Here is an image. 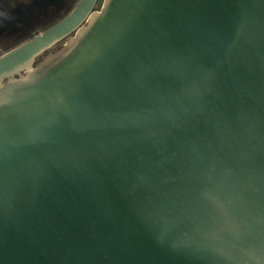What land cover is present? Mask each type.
Returning <instances> with one entry per match:
<instances>
[{
    "label": "water",
    "instance_id": "1",
    "mask_svg": "<svg viewBox=\"0 0 264 264\" xmlns=\"http://www.w3.org/2000/svg\"><path fill=\"white\" fill-rule=\"evenodd\" d=\"M97 2L0 56V264H264V0Z\"/></svg>",
    "mask_w": 264,
    "mask_h": 264
},
{
    "label": "rangeland",
    "instance_id": "2",
    "mask_svg": "<svg viewBox=\"0 0 264 264\" xmlns=\"http://www.w3.org/2000/svg\"><path fill=\"white\" fill-rule=\"evenodd\" d=\"M26 1L27 4L19 9L22 11L21 16H19V13H15L9 17H5L4 14V17H0V29L2 27L3 30L5 29V34L0 35V54L58 21L69 12L77 0H38L34 4L31 0ZM17 17L20 20L16 19ZM20 21L26 23L27 26H21Z\"/></svg>",
    "mask_w": 264,
    "mask_h": 264
},
{
    "label": "flooded vegetation",
    "instance_id": "3",
    "mask_svg": "<svg viewBox=\"0 0 264 264\" xmlns=\"http://www.w3.org/2000/svg\"><path fill=\"white\" fill-rule=\"evenodd\" d=\"M30 1V0H29ZM32 2H33V4L36 2V1H38V0H31ZM79 0H77L73 5H72V7H71V9L69 10V12L66 14V15H64L62 18H60L58 21H56L55 23H53L52 25H54V24H56L57 22H59L60 20H62L65 16H67L70 12H71V10L75 7V5L77 4V2H78ZM103 1L104 0H98V2H97V4H96V6H95V8H94V10L93 11H98V10H100L101 9V7H102V3H103ZM24 4H27V1L26 0H0V17H2L3 16V14L5 15V17H9L10 15H13V14H15V13H19L20 15L19 16H21L22 14H21V12L22 11H20L19 9H20V7L21 6H23ZM20 11V12H19ZM4 17V16H3ZM16 19H19L18 17L16 18ZM20 20V19H19ZM20 23H21V26L22 25H24V26H27V25H25L24 23H23V21H20ZM23 23V24H22ZM52 25H50L49 27H51ZM1 26V25H0ZM48 27V28H49ZM21 28H23V27H21ZM48 28H46V29H48ZM45 29V30H46ZM5 30V29H4ZM3 30V27L0 29V35H2V34H5V31ZM45 30H43V31H45ZM3 31V32H2ZM43 31H41V32H39L38 34H35V35H33L32 37H34V36H36V35H39V34H41ZM7 33V32H6ZM74 35V34H73ZM72 35V36H73ZM1 37V36H0ZM32 37H30V38H32ZM30 38H28V39H30ZM67 39V38H66ZM66 39H64V40H66ZM27 40V39H26ZM26 40H24V41H26ZM64 40L63 41H61L60 43H59V46L60 45H62L63 43H64ZM23 41V42H24ZM22 43V42H21ZM20 44V43H19ZM19 44H17V45H19ZM17 45H15V46H17ZM58 45V44H57ZM14 46V47H15ZM59 46H57L56 47V49L59 47ZM14 47H12V48H14ZM11 48V49H12ZM56 49H54V50H56ZM10 50V49H9ZM9 50H7V51H9ZM1 51V50H0ZM7 51H5V52H3V53H1L0 54V56L2 55V54H4V53H6Z\"/></svg>",
    "mask_w": 264,
    "mask_h": 264
}]
</instances>
